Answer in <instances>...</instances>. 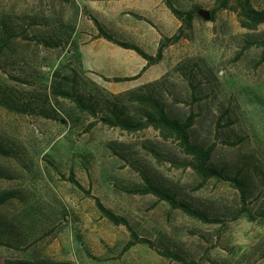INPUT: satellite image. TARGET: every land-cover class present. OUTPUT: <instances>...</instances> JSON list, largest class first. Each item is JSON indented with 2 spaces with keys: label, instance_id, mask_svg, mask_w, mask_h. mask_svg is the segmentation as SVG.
Returning a JSON list of instances; mask_svg holds the SVG:
<instances>
[{
  "label": "rangeland",
  "instance_id": "1",
  "mask_svg": "<svg viewBox=\"0 0 264 264\" xmlns=\"http://www.w3.org/2000/svg\"><path fill=\"white\" fill-rule=\"evenodd\" d=\"M173 1L198 11L219 3ZM252 3L264 8V0ZM98 24L153 56L165 42L163 57L138 79L116 82L147 61L100 37ZM181 25L165 0H0V42L11 34L0 55V143L9 151L0 155V196L15 192L0 205V264H183L144 243L123 251L130 231L105 217L95 196L157 248L189 262L264 264V61L256 43L264 24L247 29L235 12L219 9L214 20L196 17L178 42L169 41ZM59 69L93 94L97 116L53 94ZM154 83L172 116L196 114L194 141L215 144L213 163L229 179L200 187L193 169L179 165L189 157L176 141L153 127L128 132L101 119L114 108L109 99L137 116L128 93ZM135 167L223 222L205 223L152 194L130 192L143 185ZM236 176L246 201L230 179Z\"/></svg>",
  "mask_w": 264,
  "mask_h": 264
},
{
  "label": "trees",
  "instance_id": "2",
  "mask_svg": "<svg viewBox=\"0 0 264 264\" xmlns=\"http://www.w3.org/2000/svg\"><path fill=\"white\" fill-rule=\"evenodd\" d=\"M168 7L172 13L182 22V25L179 27L178 32L168 38L171 42H178L183 37V31L186 26L191 27L195 18L201 16L198 11V6H195L191 9H183L177 7L173 0H165ZM219 9H229L236 13L239 22L242 27L247 29H256L259 25L264 24V8H256L252 0H219L218 6L211 10V20H214ZM184 25V26H183ZM99 35L104 37L108 41L114 42L126 49H131L136 51L140 56H142L147 63L143 66L142 70L133 76H117L114 78L116 82L120 81H131L138 79L141 74L149 67L156 62H158L163 57L165 42H162L156 56H153L146 52L141 46L135 43H130L127 41H122L116 38L111 32L103 28L98 24ZM6 38L4 42H0V55L8 43V40L11 39V34L6 31ZM49 43V42H48ZM256 43L263 47L262 50V61H264V37L260 40H257ZM52 45L51 43H49ZM66 66V65H65ZM54 80L52 87V92L55 96H62L64 98H69L78 110L82 112H87L90 115L97 116V104L93 100V94L87 95L82 93L77 89V79L75 75L63 73L62 69H59L54 72ZM154 84L143 85L136 90L129 92L128 97L131 98L133 102L138 103L137 107V116L130 117L125 116V110L122 109V106H118L116 101L111 99L107 100L113 108L111 110L110 116H103L101 119L111 125L120 127L123 130L128 132H137L145 128L153 127L156 130H159L161 137L164 140H174L177 142L180 150L189 157L187 162L179 164L185 167H191L198 177L199 186H205L211 179H226L227 176L224 173L223 168L213 163V155L215 150V144L210 146L195 142L192 137V129L196 123V114L194 112L189 113L184 119L172 116L164 103L158 98L156 94ZM122 95H115L116 99H120ZM5 104L6 102H1L0 104ZM10 107L11 104H7ZM109 107V106H108ZM43 115L47 117H53L58 119L52 112L48 110H41ZM150 151L157 158L158 161H162V155L155 149L151 148ZM0 155L7 156L9 151L7 148L0 143ZM139 172L143 185L141 187L130 190V192L135 194H152L158 198L160 201L168 203L171 208L181 210L182 212L188 214L189 216L198 219L205 223H219L223 222L219 216H214L206 211H203L191 203L179 198L177 192L169 189L168 187L163 186L158 181H156L147 171L142 168L135 167ZM1 176V174H0ZM68 179L74 183L79 188L85 190V188L79 183L76 179L75 174L71 173ZM229 179V178H227ZM237 184V187L240 190L241 198L243 201H246V190L244 188V183L236 176L230 178ZM87 193H91L89 190H85ZM15 197V192L9 191L2 193L0 196V205H3L8 200ZM96 200V205L102 212V214L107 217L116 225H125L130 231V240L125 245L123 251H127L133 246L144 243L148 244L150 247L156 249L161 255H164L173 260L182 262L183 264H196V262L187 261L184 257L180 256L177 253L161 250L157 248L155 243L145 237L140 236L134 228L130 225L127 218L116 214L113 210L108 208L103 204V202L98 198L94 197ZM244 210L242 212H245ZM252 217V216H251ZM5 264H72L71 262H61V263H49L46 261H35L31 259H18V260H7Z\"/></svg>",
  "mask_w": 264,
  "mask_h": 264
},
{
  "label": "water",
  "instance_id": "3",
  "mask_svg": "<svg viewBox=\"0 0 264 264\" xmlns=\"http://www.w3.org/2000/svg\"><path fill=\"white\" fill-rule=\"evenodd\" d=\"M199 14L205 19V20H211L212 14L210 10L206 9H200Z\"/></svg>",
  "mask_w": 264,
  "mask_h": 264
},
{
  "label": "crops",
  "instance_id": "4",
  "mask_svg": "<svg viewBox=\"0 0 264 264\" xmlns=\"http://www.w3.org/2000/svg\"><path fill=\"white\" fill-rule=\"evenodd\" d=\"M83 64H84V61H83ZM85 65V64H84Z\"/></svg>",
  "mask_w": 264,
  "mask_h": 264
}]
</instances>
